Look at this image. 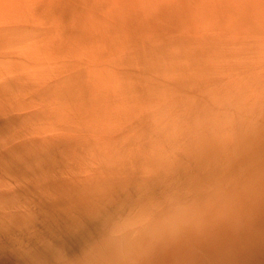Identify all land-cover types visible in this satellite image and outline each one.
Returning a JSON list of instances; mask_svg holds the SVG:
<instances>
[{
    "label": "bare ground",
    "instance_id": "obj_1",
    "mask_svg": "<svg viewBox=\"0 0 264 264\" xmlns=\"http://www.w3.org/2000/svg\"><path fill=\"white\" fill-rule=\"evenodd\" d=\"M0 264H264V0H0Z\"/></svg>",
    "mask_w": 264,
    "mask_h": 264
}]
</instances>
